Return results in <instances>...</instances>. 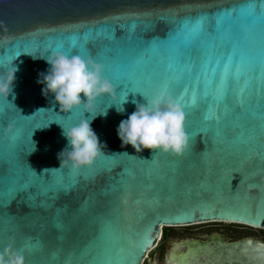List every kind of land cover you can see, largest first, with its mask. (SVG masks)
I'll list each match as a JSON object with an SVG mask.
<instances>
[{
	"label": "water",
	"instance_id": "water-1",
	"mask_svg": "<svg viewBox=\"0 0 264 264\" xmlns=\"http://www.w3.org/2000/svg\"><path fill=\"white\" fill-rule=\"evenodd\" d=\"M54 50L102 64L116 98L60 110L38 83ZM13 66L0 95V264L16 253L24 264H142L162 227L264 230V0H0V74ZM165 84L175 100L186 93V149L137 153L118 125ZM83 119L105 148L73 173L60 168L61 126ZM165 264H264V241L181 238Z\"/></svg>",
	"mask_w": 264,
	"mask_h": 264
},
{
	"label": "clouds",
	"instance_id": "clouds-1",
	"mask_svg": "<svg viewBox=\"0 0 264 264\" xmlns=\"http://www.w3.org/2000/svg\"><path fill=\"white\" fill-rule=\"evenodd\" d=\"M43 58L50 67L46 73L40 74L38 83L44 85L42 91L45 95L51 93L54 96L60 110L67 112L83 105L88 112H93L96 98L104 94L116 98L114 85L103 75V65L90 57L85 59L78 54L66 55L63 51L54 50ZM16 71L17 68L13 66L0 74V95H9ZM140 94L145 102L133 100L136 104L135 111L118 125L117 133L122 144L131 145L137 153L151 149L182 154L186 149L188 136L184 126L185 112L181 105L164 90L157 91L152 97ZM127 98L128 96L117 107L118 112L124 111L123 104L127 102ZM100 114L106 115L107 110ZM11 127L9 125L6 131H10ZM61 127L68 145L59 154L60 168L70 166L71 171L76 173L81 167L91 165L102 154L105 146L92 129L91 119ZM12 264H24L23 254L16 253Z\"/></svg>",
	"mask_w": 264,
	"mask_h": 264
},
{
	"label": "flooded vegetation",
	"instance_id": "flooded-vegetation-1",
	"mask_svg": "<svg viewBox=\"0 0 264 264\" xmlns=\"http://www.w3.org/2000/svg\"><path fill=\"white\" fill-rule=\"evenodd\" d=\"M176 227L177 226L162 227L158 242L156 243L155 247L151 251H149V253L147 254L146 257L148 260L146 259L145 261H143L142 264H152L151 263L152 259L155 260L156 264H165V248H166L167 242L169 241L178 240V239L186 238V237L203 239L204 235H207L210 233H218V234L225 236L227 240H232V239H229V237L225 235L223 232L217 231V230H207L205 233L195 234V233L186 231V229L188 228L185 229V228H178V227L176 228ZM235 231H236L235 234L238 235L235 237V239H238L241 237H258L259 239L264 241V231L262 229L260 230L262 232L258 231L257 233H253L251 231H241L238 229H235ZM175 234L180 235V237L174 238L173 236H175Z\"/></svg>",
	"mask_w": 264,
	"mask_h": 264
},
{
	"label": "rangeland",
	"instance_id": "rangeland-1",
	"mask_svg": "<svg viewBox=\"0 0 264 264\" xmlns=\"http://www.w3.org/2000/svg\"><path fill=\"white\" fill-rule=\"evenodd\" d=\"M178 228H188L186 231L192 232L195 234H202L205 233L207 230H217L223 232L225 235L229 237V239H235L236 231L235 229L241 230V231H251L253 233L262 232L260 231L261 229L241 225V224H236V223H224V222H208V223H199V224H193V225H188V226H177ZM176 227V228H177ZM182 230V229H180ZM264 231V230H263ZM241 234V233H240ZM174 238L180 237V235L175 234L173 236Z\"/></svg>",
	"mask_w": 264,
	"mask_h": 264
},
{
	"label": "snow or ice",
	"instance_id": "snow-or-ice-1",
	"mask_svg": "<svg viewBox=\"0 0 264 264\" xmlns=\"http://www.w3.org/2000/svg\"><path fill=\"white\" fill-rule=\"evenodd\" d=\"M72 43H73V46H75V43H76L75 38L72 39ZM0 72H2V71H0ZM125 83L128 85V87H131V85H132V80L129 79L128 77H123V78H121V81H120V83H119V88H125ZM129 85H130V86H129ZM121 86H123V87H121ZM163 90H164V91H167V92H170V91H171V89L169 88V86H168L167 84H165V85L163 86ZM128 93H129V92L126 91V92L124 93V97H127V96H128ZM132 93H139V92L133 90ZM185 96H186V93L177 96V97H176V102H177L178 104H180V105L183 103L184 107L187 108V107L189 106V104H188V102L185 101ZM122 100H123V99H122ZM191 102H192L193 104L195 103V98H194V97H193V99H192Z\"/></svg>",
	"mask_w": 264,
	"mask_h": 264
},
{
	"label": "bare ground",
	"instance_id": "bare-ground-1",
	"mask_svg": "<svg viewBox=\"0 0 264 264\" xmlns=\"http://www.w3.org/2000/svg\"><path fill=\"white\" fill-rule=\"evenodd\" d=\"M224 223H229V222H224Z\"/></svg>",
	"mask_w": 264,
	"mask_h": 264
}]
</instances>
